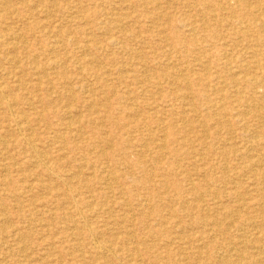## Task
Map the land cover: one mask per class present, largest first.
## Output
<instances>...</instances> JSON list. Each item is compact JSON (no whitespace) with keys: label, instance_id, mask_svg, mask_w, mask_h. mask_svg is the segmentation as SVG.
I'll list each match as a JSON object with an SVG mask.
<instances>
[{"label":"rangeland","instance_id":"1","mask_svg":"<svg viewBox=\"0 0 264 264\" xmlns=\"http://www.w3.org/2000/svg\"><path fill=\"white\" fill-rule=\"evenodd\" d=\"M0 38V264H264V0H0Z\"/></svg>","mask_w":264,"mask_h":264},{"label":"bare ground","instance_id":"2","mask_svg":"<svg viewBox=\"0 0 264 264\" xmlns=\"http://www.w3.org/2000/svg\"><path fill=\"white\" fill-rule=\"evenodd\" d=\"M10 1V0H9ZM77 2V1H76ZM148 4H151V1H148L147 2ZM57 6V5H56ZM74 8V7H73ZM208 12V11H207ZM172 14V13H171ZM208 14V13H207ZM207 16V15H206ZM91 19V18H90ZM150 22H151V20H150ZM3 24V23H2ZM84 24V23H83ZM82 24V25H83ZM147 24V23H146ZM35 26V25H34ZM38 26V25H37ZM41 26V25H40ZM176 26H177V24H176ZM186 26V25H185ZM48 27H50V26H48ZM201 27H203V26H201ZM208 27V26H207ZM246 27V26H245ZM43 28H44V26H43ZM185 28V27H184ZM39 29V28H38ZM50 29V28H49ZM176 29V28H175ZM51 30V29H50ZM177 30V29H176ZM11 31V30H10ZM49 31V30H48ZM147 31V30H146ZM191 31V30H190ZM202 31V30H201ZM174 32V31H173ZM18 33V32H17ZM204 33V32H203ZM202 34V33H201ZM201 34H200V36H201ZM47 35V34H46ZM53 36V35H52ZM57 36V35H56ZM59 36V35H58ZM41 37V36H40ZM48 37V36H47ZM1 39V38H0ZM59 39V38H58ZM107 39H109V38H107ZM16 40V39H15ZM106 41V40H105ZM26 42V41H25ZM40 42V41H39ZM38 42V43H39ZM23 43V42H22ZM21 43V44H22ZM36 43V42H35ZM18 44V43H17ZM20 44V43H19ZM27 44V43H26ZM25 45V44H24ZM28 45V44H27ZM226 46V45H225ZM17 50V49H16ZM21 53V52H20ZM179 54H180V52H179ZM39 57V56H38ZM160 58V57H159ZM161 58H163V57H161ZM233 58V57H232ZM36 59V58H35ZM163 61V60H162ZM9 62V61H8ZM33 62H34V60H33ZM180 63V62H179ZM181 64V63H180ZM62 65V64H61ZM76 65H77V63H76ZM80 67H82V66H80ZM51 70H53V69H51ZM255 70V69H254ZM92 71V70H91ZM178 71H179V68H178ZM1 73V72H0ZM111 73V72H110ZM2 74V73H1ZM35 74V73H34ZM183 73H182V71H181V75H182ZM7 75V74H6ZM42 75V74H41ZM92 75V74H91ZM184 75V74H183ZM5 76V75H4ZM176 77V76H175ZM180 77V76H179ZM237 77V76H236ZM1 78V77H0ZM58 78V77H57ZM125 79V78H124ZM3 80V79H2ZM182 80V79H181ZM19 81V80H18ZM39 82V81H38ZM175 82H176V80H175ZM76 83V82H75ZM79 83V82H78ZM15 84V83H14ZM23 84V83H22ZM170 85V84H169ZM5 86H7V85H5ZM5 86H3V87H5ZM10 86V85H9ZM177 86V85H176ZM34 87H36V86H34ZM175 87V86H174ZM10 88V87H9ZM8 88V89H9ZM18 88V87H17ZM47 88V87H46ZM170 88H172V87H170ZM4 89H6V88H4ZM19 89V88H18ZM169 89V88H168ZM1 90V89H0ZM32 90V89H31ZM4 91V90H3ZM16 91V90H15ZM35 92H36V90H34ZM205 91V90H204ZM85 92H87V91H85ZM91 92V91H90ZM119 92V91H118ZM213 92V91H212ZM5 93V92H4ZM32 93V92H31ZM120 93V92H119ZM16 94V93H15ZM85 95V94H84ZM129 95V94H128ZM241 95V94H240ZM22 97V96H21ZM28 97V96H27ZM90 99V98H89ZM21 100V99H20ZM1 101V100H0ZM7 101V100H6ZM26 101H28V100H26ZM123 101V100H122ZM30 102V101H29ZM1 103V102H0ZM24 103V102H23ZM27 103V102H26ZM25 103V104H26ZM190 103H192V102H190ZM2 104V103H1ZM24 104V105H25ZM124 104V103H123ZM13 105V104H12ZM29 105V104H28ZM23 106V105H22ZM91 106H93V105H91ZM185 107V106H184ZM85 108V107H84ZM136 108V107H135ZM10 109V108H9ZM246 109V108H245ZM263 109V108H262ZM12 110V109H11ZM84 110V109H83ZM251 110H252V108H251ZM134 111V110H133ZM231 111V110H230ZM249 111V110H248ZM11 112V111H10ZM149 112V111H148ZM247 113V112H246ZM255 114V113H254ZM14 116V115H13ZM12 116V117H13ZM236 116V115H235ZM39 117V116H38ZM37 117V118H38ZM35 118V117H34ZM137 118V117H136ZM115 119V118H114ZM7 121V120H6ZM6 123H8V122H6ZM23 123H24V121H23ZM56 123V122H55ZM75 123V122H74ZM101 125V124H100ZM154 125V124H153ZM22 126V125H21ZM17 127V126H16ZM19 127V126H18ZM19 130V129H18ZM245 129H243V131H244ZM20 132V131H19ZM33 132V131H32ZM101 132V131H100ZM20 134V133H19ZM1 137V136H0ZM248 137H250V136H248ZM262 138V137H261ZM241 139H242V137H241ZM256 139H258V138H256ZM151 141V140H150ZM27 142V141H26ZM28 143H30V142H28ZM27 143V144H28ZM29 145V144H28ZM249 146V145H248ZM263 146V145H262ZM261 147V146H260ZM249 148H250V146H249ZM30 149V148H29ZM93 151V150H92ZM249 152V151H248ZM256 153V152H255ZM46 156V155H45ZM63 159V158H62ZM40 160V159H39ZM43 164V163H42ZM31 166V165H30ZM225 166V165H224ZM263 166V165H262ZM47 167V166H46ZM45 167V168H46ZM90 167H92V166H90ZM79 168V167H78ZM254 168V167H253ZM257 168V167H256ZM78 170V169H77ZM259 170V169H258ZM227 171V170H226ZM228 172H230L229 170H228ZM80 173V172H79ZM256 173V172H255ZM138 174V173H137ZM76 175V174H75ZM107 177V176H106ZM54 180V179H53ZM209 181V180H208ZM221 181V180H220ZM233 181V180H232ZM203 182V181H202ZM106 183V182H105ZM160 183V182H159ZM223 183H224V181H223ZM212 184V183H211ZM75 185V184H74ZM67 188H69V187H67ZM223 189V188H222ZM261 191V190H260ZM264 192V191H263ZM248 194V193H247ZM215 196V195H214ZM110 199V198H109ZM240 199H238L237 201H239ZM74 201V200H73ZM215 205V204H214ZM130 206V205H129ZM174 206V205H173ZM122 207V206H121ZM233 207V206H232ZM260 207V206H259ZM261 209V208H260ZM80 210V209H79ZM80 211H82V210H80ZM216 211V210H215ZM245 212V211H244ZM202 213V212H201ZM248 213V212H247ZM238 215V214H237ZM250 215H252V214H250ZM249 215V216H250ZM68 216V215H67ZM165 217V216H164ZM199 217V216H198ZM228 217V216H227ZM194 222H196V221H194ZM200 222V221H199ZM260 222V221H259ZM7 223V222H6ZM9 223V222H8ZM89 224V223H88ZM244 224V223H243ZM261 224V223H260ZM85 225H87V224H85ZM84 225V226H85ZM262 225V224H261ZM90 226H92V225H90ZM90 226L88 227V231L92 234V235H95V232H94V230L92 229V228H90ZM207 226V225H206ZM205 226V227H206ZM249 226V225H248ZM263 226V225H262ZM203 227V226H202ZM244 227V226H243ZM250 227V226H249ZM248 228V227H247ZM255 228V227H254ZM71 229V228H70ZM207 229V228H206ZM243 229V231H244V228H242ZM97 230V229H96ZM100 230V229H99ZM262 230H263V228H262ZM238 231V230H237ZM114 232V231H113ZM223 232V231H222ZM241 233V232H240ZM251 233V232H250ZM98 234V233H97ZM243 234V233H242ZM231 235V234H230ZM244 235V234H243ZM247 235V234H246ZM98 236V235H97ZM240 236H242V235H240ZM177 237V236H176ZM99 238V237H98ZM175 238V237H174ZM215 238V237H214ZM239 238V237H238ZM244 238V237H243ZM242 237L241 238H239V239H243ZM167 239V238H166ZM237 239V238H236ZM75 240V239H74ZM92 240H93V237H92ZM117 240V239H116ZM23 241V240H22ZM80 243V242H79ZM179 243V242H178ZM200 243V242H199ZM242 243V242H241ZM109 244V243H108ZM52 245V244H51ZM92 245V244H91ZM241 245V244H240ZM124 246H126V245H124ZM52 247V246H51ZM165 248V247H164ZM200 248V247H199ZM49 249H51V248H49ZM48 249V250H49ZM95 249L97 250V251H99V252H105V250H107V251H109V249H108V247L107 246H104L103 244H101L100 242L99 243H95ZM124 250V249H123ZM252 250V249H251ZM250 249H249V251H251ZM52 251H53V249H52ZM75 251V250H74ZM121 251V250H120ZM221 251V250H220ZM219 251V252H220ZM228 251H230V250H228ZM241 251V250H240ZM257 251V250H256ZM117 252H119V251H117ZM105 253H107V252H105ZM233 253V252H232ZM252 253V252H251ZM223 254V253H222ZM105 255V254H104ZM113 255V254H112ZM121 255V254H120ZM155 255V254H154ZM255 255V254H254ZM102 256V255H101ZM238 256V255H237ZM256 256V255H255ZM263 257V256H262ZM105 258V257H104ZM224 258H225V256H224ZM172 259V258H171ZM219 259V258H218ZM226 259V258H225ZM237 259V258H236ZM252 259H254V258H252ZM264 259V258H263ZM126 260V259H125ZM115 261V260H114ZM124 261V260H123ZM122 261V262H123ZM197 261V260H196ZM239 261H242L241 259L239 260ZM257 261V260H256ZM110 263V262H109ZM120 264H121V262H119ZM106 264V263H105ZM221 264V263H220ZM239 264H243V263H239ZM260 264V263H259ZM262 264V263H261Z\"/></svg>","mask_w":264,"mask_h":264}]
</instances>
